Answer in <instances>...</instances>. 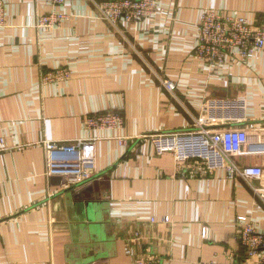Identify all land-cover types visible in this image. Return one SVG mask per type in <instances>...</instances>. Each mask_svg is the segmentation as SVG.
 <instances>
[{
  "label": "crops",
  "instance_id": "crops-1",
  "mask_svg": "<svg viewBox=\"0 0 264 264\" xmlns=\"http://www.w3.org/2000/svg\"><path fill=\"white\" fill-rule=\"evenodd\" d=\"M0 29V264H256L238 240L236 219L264 231L261 181L177 173L140 136L175 133L206 119L211 100L245 101L239 166L264 169V54L210 70L195 56L207 10L264 28V0H159L156 18L116 26L83 0H3ZM70 16L59 28L38 16ZM71 80L44 83L59 69ZM171 81L169 91L164 81ZM115 111L121 130L87 129L85 117ZM95 142L94 177L69 186L45 176L43 143ZM168 218V222L164 219ZM207 228V238L202 237Z\"/></svg>",
  "mask_w": 264,
  "mask_h": 264
},
{
  "label": "built area",
  "instance_id": "built-area-1",
  "mask_svg": "<svg viewBox=\"0 0 264 264\" xmlns=\"http://www.w3.org/2000/svg\"><path fill=\"white\" fill-rule=\"evenodd\" d=\"M93 4L101 19L116 26L120 22L138 23L156 18L163 11L159 0H83ZM53 7L64 5L65 0H46ZM70 16L53 12L38 16L35 27L41 29L59 28ZM7 27L6 8L0 0V29ZM195 56L212 69L225 68L236 61H249L256 54H264V28L251 24L247 19L230 16L222 12L207 10L199 24V38ZM71 72L59 69L43 75L44 83H58L71 80ZM167 90H175L171 81H164ZM245 101L211 100L206 104V119L195 123L193 128L157 135H144L128 141L150 139L155 145L157 156L170 153L174 156L177 173L187 177L206 178L224 170L230 180L236 178L247 182L261 181L264 169L258 165L239 166L234 157L242 154L249 143V130L244 126ZM84 124L90 130H121L124 119L115 111L93 114L85 117ZM46 151L45 176L59 177L67 185L74 186L90 181L95 175L96 153L93 140H77L72 143H43ZM261 198L264 190L256 189ZM168 218L164 222H168ZM238 240L250 260L258 258L256 264H264V231H259L251 218L240 216L236 219ZM204 228L202 237L207 238ZM136 264H166L159 258L137 260Z\"/></svg>",
  "mask_w": 264,
  "mask_h": 264
}]
</instances>
